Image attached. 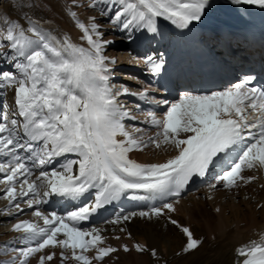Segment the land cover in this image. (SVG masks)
<instances>
[{
  "label": "snow or ice",
  "instance_id": "1",
  "mask_svg": "<svg viewBox=\"0 0 264 264\" xmlns=\"http://www.w3.org/2000/svg\"><path fill=\"white\" fill-rule=\"evenodd\" d=\"M230 3L264 10V0ZM115 5L119 7L109 13V23L128 38L136 30L155 36L160 19L190 31L217 7L215 0H115ZM90 6L98 5L93 0ZM106 11L101 8V14ZM70 16L87 47L73 43L68 36L58 39L31 17L27 28L11 23L2 37L5 47L11 49L3 55L13 62L14 71L0 70V88H14L15 107L11 115L7 110L0 112V184L5 186L0 198L8 201V208L0 214L23 213V202L43 222V226L29 220L14 224L12 230L23 234L18 242L25 246L12 249L17 255L11 264H29L37 254V264H49L56 259L57 249L61 264L68 260L102 264L121 249L107 245L104 229L82 224L121 198L160 201L158 206L106 221L129 239L131 233L122 225L135 218H165L185 238L183 253L198 250L203 241L172 214L178 212L181 195L194 178L216 172L209 188L221 185L231 191L255 179L245 177L246 170L264 169V88L251 86L254 77L245 74L223 90L186 91L171 102L150 97L147 89H116L110 83V65L115 61L106 55L113 42L104 38L95 17L86 25L76 12ZM143 62L153 76H159L165 67L162 58L151 55ZM121 96H135L163 107L159 115L147 112L146 122L156 129L154 135L145 138L139 127L128 130L124 121L135 116L120 102ZM151 146L171 147L175 155L157 163L130 158V153ZM50 197L84 202L64 215L45 213L40 206ZM113 238L121 240L119 235ZM122 250L158 257L155 248L138 242L131 248L124 244ZM90 252L95 254L89 256ZM236 256L238 264H264V236L238 247Z\"/></svg>",
  "mask_w": 264,
  "mask_h": 264
},
{
  "label": "bare ground",
  "instance_id": "2",
  "mask_svg": "<svg viewBox=\"0 0 264 264\" xmlns=\"http://www.w3.org/2000/svg\"><path fill=\"white\" fill-rule=\"evenodd\" d=\"M105 1V4L109 2L114 5V7L109 8L110 10L112 9V12L119 7L115 5V0ZM22 3L26 6H23L24 8L21 7L22 12L21 14H16V19L20 21L23 27L27 28L29 26L28 20L25 18V15L29 12L33 21L38 22L41 28L50 32L58 39L68 36L73 43L87 47L86 42L80 39L82 33L76 27L74 20L70 16L71 12H76L77 18L81 22L86 25L89 23L94 14L90 12L91 10L88 9L84 0H24ZM215 3L217 7L212 14L200 24L192 27L190 31L179 29L170 22L160 19L158 20V34L155 36L151 33L136 30L131 38H129L132 41V46L129 44L132 47L131 50L120 53L115 49H109L110 51H108L111 54L106 51V55L110 58L112 56V59L115 61L114 64L110 65L112 68L110 83L114 85L116 89L125 86L129 88L131 85L127 82H122L127 83L123 85H121V82H114V80H119V74L121 73H124V76L128 77L131 75L137 76V74L141 75V77H137V81L141 83L140 85L150 83L152 74L149 67L143 62V58L148 55L156 59H161L164 55L176 57V55L181 52L182 46L185 45V40L189 39L190 36L195 33L196 28L198 31H203L206 34L209 32H216L218 34L216 39L221 41L222 39L224 40V36L227 33H229L230 36L253 33L252 23L257 19L264 18V10L256 6H234L231 5L230 0H215ZM2 34L5 35V32ZM178 35H183V37L181 38L179 36V39ZM110 39V41L113 40L112 38ZM171 40H173L172 43ZM179 40L180 45L176 43V41L179 42ZM220 41H217V43H220ZM117 54H120L124 61L129 60L130 63L135 62L137 66L133 67L134 70L126 71L123 69H126L125 67L128 66L116 65ZM225 56L229 57V55ZM239 56L243 57V54H239ZM135 69H138V71ZM141 69H143V72H140ZM133 89L130 90L133 92L144 90L142 86H139L138 89L136 87ZM148 94L150 97L153 95L152 93ZM119 100H122L121 103H129L128 107L125 106L129 112L130 109L134 107L133 104L140 105V108L135 106L134 113L142 117L138 118L139 121L144 123V126L140 127L143 129L142 134L145 138L155 134L156 129L146 122L148 120L147 112L151 111L152 107H142L141 104L137 102L139 100L135 96H121ZM152 111H156L158 115L160 114L157 110ZM126 121L127 120H125V122ZM129 124L130 123H125V125L129 127L128 129L132 131L135 127ZM136 135H141V133H137ZM118 139H122V137H118ZM129 155L131 159L139 163H157L164 162L171 158L175 155V152L171 147L156 149L154 146H151L144 151H134ZM258 170L260 171L259 177L253 180L254 184L252 185L249 183H241L239 187L231 191L223 190L221 185H217L215 191L210 193L208 185L209 182H214L213 178L216 175V172H212L207 179L208 183H205L207 187L203 189L204 191L200 189L203 192H208V194L206 193L207 200L204 201V199L200 197L202 192L200 193L198 188L196 189H198L199 192L195 189V191L189 195L193 197L191 203L188 202L186 198H180V204L177 205L178 212L172 214L173 218L177 219L185 226L190 227L195 237L203 241L201 247L191 253L185 254L181 251L185 238L174 226L168 224L165 218H161L159 221H145L135 218L132 222L122 225L131 233V239L128 238L127 233L119 232L117 226L106 222L115 218L118 214L147 210L153 205L158 206L160 204L159 200H133L126 198L131 205L126 211L122 212L118 209L115 210L108 205L98 210L99 219L95 224L90 225L84 222L82 227H99L104 229L103 235L107 237V245L121 249L113 253L112 258L107 257L105 259L106 264L113 260L116 264H157V262L158 264H238L240 258L236 256V249L253 240L259 241L260 237L264 236V186L257 187V184L264 183V177L259 168L255 173H257ZM243 175L245 177H254L251 170H246ZM238 196L241 198L240 202L235 200ZM88 197L92 199V196ZM209 197H211V199H209ZM50 201H57L61 204L67 203L63 198L50 197L48 202L50 203L48 205L49 207H51L52 204ZM83 202L84 201H81L80 203ZM242 204L245 205V208H241ZM68 205L69 204H67V206ZM56 209L57 211L61 210V208ZM217 209H219V211H217ZM259 209L261 210L259 211ZM229 212L231 215H229ZM116 235L121 236V240L114 239L113 237ZM0 238H4V236L1 235ZM137 242L150 249L155 248L158 257L153 258L150 253L139 254L135 251L129 253L123 252L122 246L124 244H127L131 248L133 244ZM56 251L58 256L60 250L57 249ZM94 254V252L88 253L89 256H93ZM39 255L40 254H37V257ZM37 257H33L34 261H37ZM5 259L8 260V258ZM95 263L97 264L96 261H93V264Z\"/></svg>",
  "mask_w": 264,
  "mask_h": 264
},
{
  "label": "rangeland",
  "instance_id": "3",
  "mask_svg": "<svg viewBox=\"0 0 264 264\" xmlns=\"http://www.w3.org/2000/svg\"><path fill=\"white\" fill-rule=\"evenodd\" d=\"M84 1L86 2V4H87L86 6L88 7V9L91 10L90 12H92L94 14L93 17H95L96 21L98 23H101V25H102L101 31H103L104 34L106 33L104 37L107 40H111L110 38L113 39L112 40L113 43L109 45V47L106 49V51L109 53V51H110L109 49H115L120 53H122V52L124 53L125 51L131 50L132 47L129 45L131 42H130L127 34L125 32H121V31L115 29L109 23V11L107 9V4H109V2H107V4H105V2H106L105 0H95V2L97 3L98 6L93 8L90 6L93 3V0H84ZM22 2H24V0H19V1H17V0H0V70H3V71H9V70L14 71V68H13V62H11L10 60H7L6 57H4V55H3L5 53H8L9 51L11 52V49L5 47V41H3V39H2V37L4 35L2 33L5 32V34H6V28L11 23H19L21 25L20 21H18V19H16L17 18L16 14L17 13L21 14L22 8H24L26 6ZM32 5H33V3H32ZM101 8L107 9L105 14H101ZM26 9H27V7H26ZM7 13H8V15H7ZM28 13L29 12H27V14L25 15V18L31 17V14L30 13L28 14ZM109 54H111V53H109ZM111 58H112V56H111ZM116 60H117L116 63L118 65H120V64L124 65L126 63L127 64L129 63V65L132 64L129 62V60L124 61L121 58L120 54H117ZM133 65H137V64L133 63ZM125 68L126 69H123V70H126V71H132V69L134 70L133 67L132 68L125 67ZM115 70H117V69H115ZM135 70L138 71V69H135ZM140 72H143V69H141ZM129 74H131V73H129ZM119 75L124 76V73H121ZM137 77L139 78V77H141V75L137 74ZM128 79H130V78H128ZM120 80L121 79H119L118 81L114 80V82H121V83L124 82V80L123 81L122 80L120 81ZM123 84H127V83H122L121 85H123ZM128 84L130 85V83H128ZM14 91H15L14 88H0V92L3 93V95H0V112L7 110L9 112V114L11 115V113L15 107L14 106V99H15ZM4 105L8 106L7 109L4 108ZM14 118H18V117H14ZM129 131H131V130H129ZM256 170L257 169H254L251 171L253 172V176L255 177V179H258L260 171L258 170V172L255 173ZM261 173H262V176L264 177V169H261ZM249 184L252 185V184H254V182L252 181ZM260 186H264V183L257 184V187H260ZM4 187H5L4 185L0 184V197L3 196L2 189H4ZM204 188H205V186L203 187V189ZM208 190H210V193L215 191L213 189H208ZM223 190H225V189H223ZM203 191L200 190V193L202 192V194H200V197L202 199H204V201H205V200H207L206 196H207L208 192H206V191L203 192ZM216 194H218V193H216ZM25 199H27V198H25ZM186 199H188V202H190V203L193 201L192 196H189ZM194 200H195V198H194ZM235 200L237 202H240L241 201L240 196H238V198H236ZM262 203H261V205H262ZM244 206L245 205L242 204L241 208L242 207L245 208ZM22 207L25 208L27 206L22 203ZM7 208H8V201L0 198V213H3L4 210ZM260 210L261 209H259V211ZM31 213H24L23 217H18V218L14 217L15 214H13V215L0 214V236L1 235L4 236V238H0V264H11L13 257H16V255H17V253L15 251H13L12 249L13 248L18 249V248H22L25 246L24 243L22 244V242H18L19 238L23 234L17 233L15 231H13L12 229H13L14 224L17 223L19 220H25L27 218L26 220H33V222L39 221L38 218L34 217ZM229 215H231L230 212H229ZM40 224L42 225L43 222L41 221ZM58 257H59V255L52 262H49V264H61V261ZM5 258H8L9 261ZM108 258H112V254ZM104 263L106 264L105 260L102 262V264H104ZM29 264H37V261H34V259L31 258L29 261ZM65 264H75V263L72 260H68L65 262ZM107 264H116V262L113 260L111 262H108Z\"/></svg>",
  "mask_w": 264,
  "mask_h": 264
}]
</instances>
